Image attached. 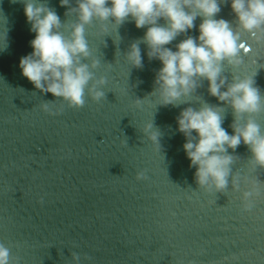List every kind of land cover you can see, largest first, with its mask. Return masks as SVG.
<instances>
[{
	"label": "clouds",
	"instance_id": "1",
	"mask_svg": "<svg viewBox=\"0 0 264 264\" xmlns=\"http://www.w3.org/2000/svg\"><path fill=\"white\" fill-rule=\"evenodd\" d=\"M19 2L23 4L30 31L35 34L29 42L32 52L20 58L19 68L35 89L51 93L73 108L83 107L86 96L100 102L105 98L102 88L106 79H97L92 71L99 61L92 60L91 65L82 62L90 57L86 26L93 21L103 24L109 18L119 26L130 18L136 28L146 31L140 41L129 46L126 58L131 66L142 68L139 45L143 42L149 60L160 61L154 80V93L158 94L160 105L177 106V101L193 93L198 81L203 79L208 82L209 94L233 109L232 134L222 127L218 106L204 103L199 109L187 107L176 117L177 131L185 137L183 150L190 167L196 169V183L212 184L218 191L225 189L233 159L228 149L235 151L241 143L248 147L252 161L264 167V129L253 119V114L264 110V96L253 86L252 78H233L227 85L221 78L222 62L240 63L244 44L228 21L215 18L221 11L218 0H75L74 5L72 0H59L60 6L66 8L65 15L76 17L67 27L42 0ZM230 6L239 29L253 35L257 31L264 33V0H230ZM197 17L201 18L199 35L186 36L175 46V51L167 47L191 30ZM161 19L163 25L158 23ZM49 103L41 105L45 112L49 111ZM246 114L247 120L240 124L238 117ZM144 133L159 145L160 132L152 122ZM136 179L146 177L138 172ZM251 195V192L242 194L244 211L252 207ZM73 255L78 259V254ZM0 264H10V250L3 243H0Z\"/></svg>",
	"mask_w": 264,
	"mask_h": 264
}]
</instances>
